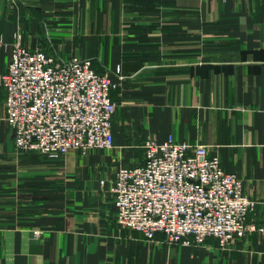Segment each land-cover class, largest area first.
Here are the masks:
<instances>
[{"label":"crops","instance_id":"crops-1","mask_svg":"<svg viewBox=\"0 0 264 264\" xmlns=\"http://www.w3.org/2000/svg\"><path fill=\"white\" fill-rule=\"evenodd\" d=\"M16 34L118 82L114 145L20 152L0 86V264H264L258 232L223 248L122 228L110 190L172 135L219 156L255 201L248 223H264V0H0V73Z\"/></svg>","mask_w":264,"mask_h":264},{"label":"built area","instance_id":"built-area-1","mask_svg":"<svg viewBox=\"0 0 264 264\" xmlns=\"http://www.w3.org/2000/svg\"><path fill=\"white\" fill-rule=\"evenodd\" d=\"M12 46L0 86L16 148L50 159L70 149L112 148L116 102L110 93L118 82L99 74L90 58L29 48L20 34ZM115 72L120 74V66ZM144 147V162L120 166L110 188L122 228L148 239L161 232L167 242L184 245L214 237L226 248L250 231L264 239V223L247 221L255 201L243 193L242 179L226 172L219 156H209L206 145L170 135L164 141L148 139Z\"/></svg>","mask_w":264,"mask_h":264}]
</instances>
